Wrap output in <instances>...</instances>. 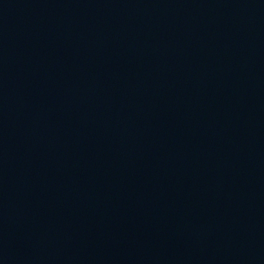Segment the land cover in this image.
<instances>
[{"label": "water", "instance_id": "obj_1", "mask_svg": "<svg viewBox=\"0 0 264 264\" xmlns=\"http://www.w3.org/2000/svg\"><path fill=\"white\" fill-rule=\"evenodd\" d=\"M257 5H259L262 9H264V0H252Z\"/></svg>", "mask_w": 264, "mask_h": 264}]
</instances>
